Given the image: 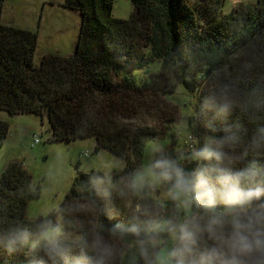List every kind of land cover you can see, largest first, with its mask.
I'll return each mask as SVG.
<instances>
[{
    "label": "clouds",
    "instance_id": "9594fccd",
    "mask_svg": "<svg viewBox=\"0 0 264 264\" xmlns=\"http://www.w3.org/2000/svg\"><path fill=\"white\" fill-rule=\"evenodd\" d=\"M185 114L183 148L162 142L125 171L101 154L75 222L47 210L9 218L0 203V257L26 264H264V28L171 60ZM186 85V87H185ZM57 216L59 214H56ZM107 221V222H106Z\"/></svg>",
    "mask_w": 264,
    "mask_h": 264
},
{
    "label": "trees",
    "instance_id": "16d2710c",
    "mask_svg": "<svg viewBox=\"0 0 264 264\" xmlns=\"http://www.w3.org/2000/svg\"><path fill=\"white\" fill-rule=\"evenodd\" d=\"M3 2L0 110L45 117L54 141L94 138L96 150L108 149L125 160V171L140 166L145 140L163 139L178 117L166 96L182 83L184 73L173 74L172 83L161 63L171 65L181 45L202 53L232 42L244 27L264 28V0L240 4L230 14L221 13L222 0H130L126 19L113 16L114 0H65V7L81 14L76 50L46 53L35 64L36 32L2 23ZM142 112L152 121L130 124ZM8 133L9 122L0 118V145ZM93 170L77 171L58 209L49 212L53 218L88 219L69 212L71 205L86 202L84 181ZM39 193L22 161H10L1 172L0 203L9 218H21L29 199ZM0 264H26V259L4 256Z\"/></svg>",
    "mask_w": 264,
    "mask_h": 264
},
{
    "label": "rangeland",
    "instance_id": "374dc122",
    "mask_svg": "<svg viewBox=\"0 0 264 264\" xmlns=\"http://www.w3.org/2000/svg\"><path fill=\"white\" fill-rule=\"evenodd\" d=\"M64 2L65 0H4L3 2L2 23L36 32L35 64H39L46 53L70 55L76 50L81 14L77 10L65 7ZM254 3L255 0H222L220 11L223 14H230L233 8L240 4ZM131 11L130 0H114L113 16L126 19ZM160 68L165 70L170 82L173 83L171 65L161 63ZM125 71L121 69L122 73ZM140 72L135 70L134 74L141 78ZM180 87L181 83H178L173 93L166 96L168 102L176 109L177 119L169 124L163 139L145 140L141 164L148 160L150 148L155 142H162L167 149L176 152L183 148L179 126L184 118L186 105L181 99ZM0 118L9 122L8 136L0 145V174L10 161L19 160L31 174L33 182L40 187L39 196L29 199L26 212L31 210L43 213L45 210L51 212L58 209L77 171L92 170L94 162L101 154L118 158L125 165V160L120 155L108 149L96 150L94 138L71 142L52 140L50 126L45 117L41 119L39 115L30 112L11 115L5 110H0ZM150 119L147 113L142 112L139 119L130 124L150 122L152 121ZM172 136L176 140L175 144H171ZM35 138L39 141L35 142Z\"/></svg>",
    "mask_w": 264,
    "mask_h": 264
},
{
    "label": "built area",
    "instance_id": "2783aa9c",
    "mask_svg": "<svg viewBox=\"0 0 264 264\" xmlns=\"http://www.w3.org/2000/svg\"><path fill=\"white\" fill-rule=\"evenodd\" d=\"M38 141H39V140L36 138V139H35V142H38Z\"/></svg>",
    "mask_w": 264,
    "mask_h": 264
},
{
    "label": "crops",
    "instance_id": "0c3cea01",
    "mask_svg": "<svg viewBox=\"0 0 264 264\" xmlns=\"http://www.w3.org/2000/svg\"><path fill=\"white\" fill-rule=\"evenodd\" d=\"M96 144V143H95Z\"/></svg>",
    "mask_w": 264,
    "mask_h": 264
}]
</instances>
